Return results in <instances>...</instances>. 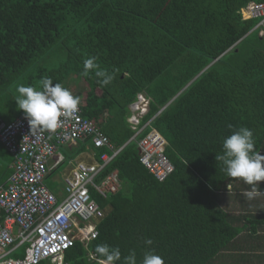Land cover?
Instances as JSON below:
<instances>
[{
    "label": "trees",
    "instance_id": "16d2710c",
    "mask_svg": "<svg viewBox=\"0 0 264 264\" xmlns=\"http://www.w3.org/2000/svg\"><path fill=\"white\" fill-rule=\"evenodd\" d=\"M250 3L264 0H0V90L33 64L34 79L48 76L75 96L82 81L81 117L119 150L101 177L116 171L120 189L91 195L103 212L97 236L76 242L62 264H99L95 247L105 243L122 258L135 250L138 262L154 249L165 264H214L237 236L214 198L229 179L215 157L241 126L258 151L264 145V34L254 29L259 20L240 14ZM89 57L114 73L110 85L81 75ZM141 92L151 102L139 127L151 120L173 166L162 182L140 162L138 142L150 128L134 137L127 122ZM89 139L58 152L65 160L85 146L95 158L111 153Z\"/></svg>",
    "mask_w": 264,
    "mask_h": 264
},
{
    "label": "built area",
    "instance_id": "2783aa9c",
    "mask_svg": "<svg viewBox=\"0 0 264 264\" xmlns=\"http://www.w3.org/2000/svg\"><path fill=\"white\" fill-rule=\"evenodd\" d=\"M240 14L242 20H259L254 29L264 34V3H250ZM148 103L144 93L138 94L128 107L127 122L134 137L150 128L138 142L140 162L162 182L173 172V166L164 153L166 142L150 126L151 120L139 127ZM61 120L55 132H32L25 115L8 124L0 122V144L12 159L11 174L0 184V264H38L46 260L62 264L71 246L76 242L86 245L97 236L96 225L103 212L91 195L106 199L120 189L116 171L101 177L119 150L92 122L81 117L80 109ZM87 139L95 150L111 153L102 152L92 163H85L65 160L58 152ZM65 163L70 169L62 178L65 196L59 200L45 180ZM18 251L22 257L13 258ZM89 258L95 260L92 254Z\"/></svg>",
    "mask_w": 264,
    "mask_h": 264
},
{
    "label": "clouds",
    "instance_id": "9594fccd",
    "mask_svg": "<svg viewBox=\"0 0 264 264\" xmlns=\"http://www.w3.org/2000/svg\"><path fill=\"white\" fill-rule=\"evenodd\" d=\"M95 60V57H89L83 61L81 75L88 77L90 74H94L97 83L101 86L110 85L114 79V73L109 72L106 68H101ZM16 93L14 100L17 108L25 114L32 132L34 130L55 132L62 123V117H69L79 110L80 97L75 96L62 83H54L48 76H42L37 85H18ZM147 97L150 103L151 99L149 96ZM149 103L147 113L149 112ZM228 127L231 129L232 125ZM61 149L59 148V150ZM215 159L220 162L224 173L229 178H238L251 186L250 190L243 193L248 200L254 199L260 193L258 182L264 181V155H261L260 150H257L253 132L249 128L238 127L225 137L222 141V150L216 154ZM145 243L151 245L152 241L148 239ZM95 253L102 258V264H116V262H121V264H165L163 257L158 255L154 249L144 251L139 262L135 250H130L129 254L122 258L118 247H112L106 243L98 244L95 247Z\"/></svg>",
    "mask_w": 264,
    "mask_h": 264
},
{
    "label": "crops",
    "instance_id": "0c3cea01",
    "mask_svg": "<svg viewBox=\"0 0 264 264\" xmlns=\"http://www.w3.org/2000/svg\"><path fill=\"white\" fill-rule=\"evenodd\" d=\"M76 90L84 101L86 88L76 85ZM0 150V184H3L11 172L12 160L1 144ZM260 154L264 155V145ZM94 158V152L85 146L84 151L76 155L73 160L92 163ZM69 169L66 166L60 175L61 184L63 176ZM258 184L260 193L252 200H248L243 195L251 186L238 178H229L226 184L215 192L214 198L218 207L229 217L232 227L238 231V234L214 264H264V181ZM55 196L58 198V195ZM17 253L21 254V251Z\"/></svg>",
    "mask_w": 264,
    "mask_h": 264
},
{
    "label": "rangeland",
    "instance_id": "374dc122",
    "mask_svg": "<svg viewBox=\"0 0 264 264\" xmlns=\"http://www.w3.org/2000/svg\"><path fill=\"white\" fill-rule=\"evenodd\" d=\"M37 67L35 64L29 66L24 72H21L19 75H16L13 79V82L6 88L0 90V121L1 122H8L11 115H16L20 110L17 108L16 101L14 100L17 93L16 88L20 84H24L25 86L28 85H37L38 80L34 77L36 76ZM29 82H33L29 84ZM77 85V83H74ZM78 84L81 85V88H86L85 83L82 81H78ZM73 87V86H72ZM73 92V91H72ZM79 96V95H78ZM80 97V104L83 103L81 96ZM140 149V148H139ZM1 153V150H0ZM66 166L63 165L59 168L57 172L52 174L45 180V185L55 195H58V199L60 200L63 195H65L64 189L62 191V184L60 183V175L64 172ZM54 181L56 184H54Z\"/></svg>",
    "mask_w": 264,
    "mask_h": 264
},
{
    "label": "water",
    "instance_id": "95a60500",
    "mask_svg": "<svg viewBox=\"0 0 264 264\" xmlns=\"http://www.w3.org/2000/svg\"><path fill=\"white\" fill-rule=\"evenodd\" d=\"M181 91H182V90H181ZM181 91H180V92H181ZM163 109H164V108H162V110H163Z\"/></svg>",
    "mask_w": 264,
    "mask_h": 264
}]
</instances>
